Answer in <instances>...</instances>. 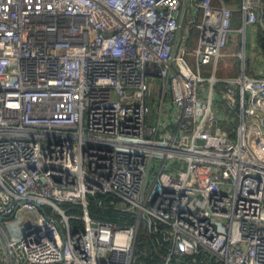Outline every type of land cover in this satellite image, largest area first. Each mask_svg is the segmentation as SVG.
<instances>
[{"label":"built area","instance_id":"1","mask_svg":"<svg viewBox=\"0 0 264 264\" xmlns=\"http://www.w3.org/2000/svg\"><path fill=\"white\" fill-rule=\"evenodd\" d=\"M238 9L264 18V0ZM235 10L0 0V264H132L155 220L170 227L162 264L200 248L264 264V75L204 72L239 30ZM97 193L133 222L94 219Z\"/></svg>","mask_w":264,"mask_h":264},{"label":"trees","instance_id":"2","mask_svg":"<svg viewBox=\"0 0 264 264\" xmlns=\"http://www.w3.org/2000/svg\"><path fill=\"white\" fill-rule=\"evenodd\" d=\"M225 1L228 3L229 0ZM236 12L243 13L241 10ZM260 33V35H264V31ZM260 41L264 44V38H261ZM224 85V82H219L216 87L223 88ZM218 108L224 111L230 110L225 105ZM231 114L233 115V113ZM219 122L222 123L223 127H226L227 122L225 120H219ZM111 200L115 203H123L119 197L110 193L89 195V212L92 217L96 220L120 225L124 222V219H127V223H132L133 218L116 209ZM98 201H101V204ZM63 206L69 208V204H63ZM165 237H170V227L167 224L155 220L152 226L149 227L147 224L141 223L137 230L132 264H162L171 243L170 238L166 240ZM194 259L196 264H224L222 259L205 248H200L196 253L184 255L182 261L173 259V264H186L187 261L192 262Z\"/></svg>","mask_w":264,"mask_h":264},{"label":"crops","instance_id":"3","mask_svg":"<svg viewBox=\"0 0 264 264\" xmlns=\"http://www.w3.org/2000/svg\"><path fill=\"white\" fill-rule=\"evenodd\" d=\"M240 1L242 3L243 0L228 1L230 5L237 8L233 15V25L239 30L230 35L225 54L218 59L215 66L207 65L204 67L206 74L214 69L216 75L220 78L242 73L257 76L264 75V44L260 41L261 38H264V35H260V32L264 31V18L261 23L247 24L244 13L236 12L240 10L238 9L241 6ZM197 35L198 31L195 29L193 31V42ZM219 104H221L219 106H224L223 100ZM220 111L222 112L221 118H227V121L232 116L231 113L228 114L229 111Z\"/></svg>","mask_w":264,"mask_h":264},{"label":"rangeland","instance_id":"4","mask_svg":"<svg viewBox=\"0 0 264 264\" xmlns=\"http://www.w3.org/2000/svg\"><path fill=\"white\" fill-rule=\"evenodd\" d=\"M151 104H152V102H151V100L149 101V105L151 106Z\"/></svg>","mask_w":264,"mask_h":264},{"label":"water","instance_id":"5","mask_svg":"<svg viewBox=\"0 0 264 264\" xmlns=\"http://www.w3.org/2000/svg\"><path fill=\"white\" fill-rule=\"evenodd\" d=\"M0 219H1V217H0Z\"/></svg>","mask_w":264,"mask_h":264}]
</instances>
